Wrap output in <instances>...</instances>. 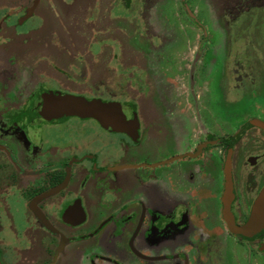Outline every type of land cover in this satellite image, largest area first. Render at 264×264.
Returning <instances> with one entry per match:
<instances>
[{
    "label": "flooded vegetation",
    "instance_id": "af4514ba",
    "mask_svg": "<svg viewBox=\"0 0 264 264\" xmlns=\"http://www.w3.org/2000/svg\"><path fill=\"white\" fill-rule=\"evenodd\" d=\"M189 1L181 0L183 12L202 27L205 38ZM213 1L225 17L257 18L264 10L257 0ZM33 3L0 0V264H260L259 258L264 263V231L232 233L223 204L227 161L235 225L248 220L264 187V120L251 111L233 113L229 105L236 99H230L231 91L250 85L247 75L238 73L255 59L261 30L242 40L241 53L250 57H242L241 69L235 65L237 74L232 76L229 66L225 106L217 108L210 91L200 96L195 89L165 85L163 117L176 133L177 151L151 152L142 145L156 127L145 128L140 107L128 94V100H121L104 92L100 54L92 51L97 41L88 46L86 35H79L82 41H69V51L64 41L53 43L46 36L40 41L47 39L55 54L28 58L11 70L15 59L9 44L30 42L43 25L41 0L29 14ZM130 3L123 0L120 6L129 9ZM83 11L77 15L87 23ZM59 49L70 55L60 59ZM189 68L193 83L194 63ZM15 74L19 77L12 82ZM48 93L118 102L135 114L136 125L114 130L94 118L43 116L40 97ZM182 97L188 98L186 105L180 104ZM216 111L223 121H217ZM244 113L251 116L231 123ZM175 161L181 163L170 164ZM233 162L244 174L241 187Z\"/></svg>",
    "mask_w": 264,
    "mask_h": 264
},
{
    "label": "rangeland",
    "instance_id": "374dc122",
    "mask_svg": "<svg viewBox=\"0 0 264 264\" xmlns=\"http://www.w3.org/2000/svg\"><path fill=\"white\" fill-rule=\"evenodd\" d=\"M72 1L41 0L39 10L45 12L43 17H39L43 25L38 34L33 35L30 42L24 43L20 40L9 44V54L15 59L11 70L18 69L28 58L55 54V49L51 50L46 44L47 39L45 43H41L40 40L46 36L53 43L64 41L70 51L69 41L80 43L82 39L79 35H86L88 46L90 42L97 41L92 51L100 54L104 92H114L112 94L121 100H128L130 96L132 102L140 107L142 122L146 123L145 128L152 125L156 127L148 132L142 146L148 147L151 152L157 149L169 152L174 149L171 153L177 151L175 148L178 144L176 133L165 124L163 117L162 109L166 105L165 85L171 83L185 92L195 89L200 91V96H206L210 91L217 108L225 106L227 101L223 97L224 83L230 77L229 66L234 76L236 67L241 69L242 57L245 61L246 57H250V54L241 53L242 40L248 39V34L256 35L261 30L262 39L255 51L256 55H253L255 59L245 67L244 72L239 70L238 73L247 75L250 85L231 91L230 99H236L230 101L229 105L233 113L251 111L264 120V10L262 16L257 18L232 15L225 17L217 10L220 8L219 4L213 0H205L204 3L190 0L188 4L191 11L201 20L204 33L207 34L204 38L202 27L192 24L183 12L181 0H131L129 9L120 6L123 0ZM256 6L264 9V0H257ZM207 9H211V12L200 18ZM80 10H84L82 15L86 17L87 23L77 15ZM135 11H139L136 17L133 14ZM142 13L144 17H140ZM17 16L13 18L14 22ZM31 22L19 30H24ZM89 22L92 24H88ZM53 32L56 36L50 35ZM67 34L71 36L70 40L66 38ZM234 38L238 39L237 42H234ZM98 46L99 49L96 50ZM64 51L57 50L56 56L65 60L70 53ZM193 63L195 82L191 83L187 74ZM115 73L118 75L114 78ZM12 77L13 82L19 76L15 74ZM2 78L0 76V91L4 86ZM234 84L232 79L230 86L233 87ZM123 90L127 92L120 93ZM235 91L239 94L235 95ZM187 99L179 98L180 104L186 105ZM250 116L251 114L244 113L232 119L231 123L244 121ZM221 117L217 113V121H223ZM234 129H231L232 132ZM179 161L170 164L178 165L181 163ZM238 165L239 162H233L237 185L241 187L244 174ZM253 171L249 166L248 172ZM258 261L264 264L261 258Z\"/></svg>",
    "mask_w": 264,
    "mask_h": 264
},
{
    "label": "water",
    "instance_id": "95a60500",
    "mask_svg": "<svg viewBox=\"0 0 264 264\" xmlns=\"http://www.w3.org/2000/svg\"><path fill=\"white\" fill-rule=\"evenodd\" d=\"M39 0H34L29 14ZM43 110L41 114L47 117H64L76 115L82 118H94L104 127L118 130L126 125H136V116L131 110L118 102H101L100 100H87L74 95H61L48 93L40 97ZM259 126L262 127L260 123ZM226 182L223 194L224 217L229 230L237 235H253L264 231V187L255 199L248 220L240 225H235L230 213V200L233 194V182L230 172V163L225 166Z\"/></svg>",
    "mask_w": 264,
    "mask_h": 264
}]
</instances>
